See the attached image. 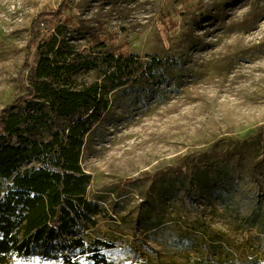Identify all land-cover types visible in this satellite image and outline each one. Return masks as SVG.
Wrapping results in <instances>:
<instances>
[{
	"label": "rangeland",
	"instance_id": "374dc122",
	"mask_svg": "<svg viewBox=\"0 0 264 264\" xmlns=\"http://www.w3.org/2000/svg\"><path fill=\"white\" fill-rule=\"evenodd\" d=\"M63 3L43 33L61 22L84 56L163 65L155 79L107 94L92 121L80 163L99 214L8 264H93L95 251L112 264H261L264 0H0V115L22 111L11 106L38 61L32 24ZM76 78L103 81L100 71Z\"/></svg>",
	"mask_w": 264,
	"mask_h": 264
},
{
	"label": "trees",
	"instance_id": "16d2710c",
	"mask_svg": "<svg viewBox=\"0 0 264 264\" xmlns=\"http://www.w3.org/2000/svg\"><path fill=\"white\" fill-rule=\"evenodd\" d=\"M68 9L63 3L33 22L38 61L30 69L31 86L11 106L21 112L0 115V264H8L12 254L46 253L78 221L99 214V206L87 199L92 177L80 163L92 121L107 108V94L155 79L153 71L163 65L153 59L145 66L137 56H84L68 45L61 22L52 31H41L44 21L61 19ZM82 71H100L102 83L78 84ZM76 115L80 118L66 129L53 130L57 119ZM43 132L50 133L48 139ZM83 245L79 240L73 247ZM94 255L93 264H112L99 251Z\"/></svg>",
	"mask_w": 264,
	"mask_h": 264
}]
</instances>
